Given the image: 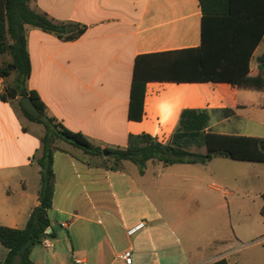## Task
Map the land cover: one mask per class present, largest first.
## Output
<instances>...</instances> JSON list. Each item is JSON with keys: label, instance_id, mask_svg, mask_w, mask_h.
Returning <instances> with one entry per match:
<instances>
[{"label": "crops", "instance_id": "obj_1", "mask_svg": "<svg viewBox=\"0 0 264 264\" xmlns=\"http://www.w3.org/2000/svg\"><path fill=\"white\" fill-rule=\"evenodd\" d=\"M31 7L56 22L87 26L86 32L74 41H65L37 27H26L31 60L28 88L39 94L50 116L102 149L125 148L131 135L143 133L167 144L172 141L185 109L211 111L207 133L215 132L216 124L229 121V110L235 106L264 108V89L237 88L227 83L155 81L147 85L142 121L129 119L136 58L201 45L203 14L198 0H32ZM259 47L251 63L252 71L257 70L256 58L264 52L257 53ZM189 84H197L195 87L202 92L192 95ZM5 87V80L0 77V225L23 229L40 205L38 160L42 156L45 128L24 116L19 98L1 99ZM240 89L259 92L260 99H253L250 93L238 99ZM54 148L55 195L49 218L55 248L47 252L41 245V250L35 247L31 264H73L76 258H85L89 264H126L122 258L125 250L132 251L134 264H208L224 258L221 255L216 260L202 261L200 248L189 241L185 243L189 236L183 238L179 229L192 217L203 216L204 208L214 205L208 194L200 197L208 182L206 177L195 178L194 187L186 188L187 180L192 178L190 167L207 169L214 160L227 158L170 166L149 161L141 173L130 161L114 170L105 159L98 160L61 140L55 141ZM113 173L120 178L119 188H127L123 201L135 203V209L123 204L124 209L121 206L117 210L126 236L134 241L114 251L99 246L98 233L109 234L102 220L88 217L109 214L100 207L105 201L103 185H111ZM212 187L218 192L222 190L216 183ZM177 189L180 195L175 203L168 196L160 199ZM89 195L97 203H86ZM157 199L161 202L157 203ZM70 202L76 205V213L69 211ZM226 203L230 205L229 201ZM175 215L177 219L172 220ZM80 220L91 225L77 226ZM64 222L68 227L62 226ZM141 222L145 227L128 236V230ZM161 224L165 227L161 228ZM7 253L0 242V264Z\"/></svg>", "mask_w": 264, "mask_h": 264}, {"label": "trees", "instance_id": "obj_2", "mask_svg": "<svg viewBox=\"0 0 264 264\" xmlns=\"http://www.w3.org/2000/svg\"><path fill=\"white\" fill-rule=\"evenodd\" d=\"M202 10V42L195 48L140 55L136 58L128 116L142 121L147 85L150 82L227 83L232 87L264 89V52L252 71L254 53L264 42V0H198ZM32 0H0V77L5 80L3 101L19 98L21 110L30 121L45 128L42 137L39 208L32 212L23 229L0 225V242L8 249L3 264H31L33 249L43 237L51 236L49 210L55 195L54 143L62 140L85 154L103 158L114 170L124 161L144 173L149 161L165 166L206 164L214 158L264 163V138L205 133L210 115L207 110L185 109L171 142L163 144L150 134L131 135L125 148L102 149L80 132L68 129L50 116L35 90H29L31 60L26 27L32 26L57 35L65 41L79 39L87 26L77 22H56L31 7ZM8 57V58H7ZM31 98L40 116L22 105ZM204 136L206 149L190 150L186 143ZM201 147V146H200ZM264 201V193L261 195ZM264 216V203L261 208ZM208 264H230L226 258Z\"/></svg>", "mask_w": 264, "mask_h": 264}, {"label": "rangeland", "instance_id": "obj_3", "mask_svg": "<svg viewBox=\"0 0 264 264\" xmlns=\"http://www.w3.org/2000/svg\"><path fill=\"white\" fill-rule=\"evenodd\" d=\"M263 50L264 42L257 53H261ZM189 86H191L189 92L192 95L202 92L198 87H195L197 84H189ZM247 91L238 90L237 98H243L250 93L253 94L251 95L253 99H260L259 92ZM262 103L264 102L262 101ZM232 109L229 110L230 120L225 124H216L213 128L215 132H235L241 135L264 137V108H238L235 106ZM195 110H207L211 118L210 110ZM186 145L188 147L204 146V136L199 137L196 141L186 143ZM128 164L133 165L130 162ZM190 168L192 178L187 180L186 188L194 187L197 180L195 178L206 177L208 182H206L205 189L200 192V197L208 194L213 198L214 205L204 208L202 210L205 211L203 216L192 217L191 220L181 226L179 235H182L183 238L187 234L189 236L188 240L185 239V243L188 244L187 241H189V244L200 248V253L203 256L202 261L213 258L216 260V257L223 255L231 264H264V216L261 214L263 200L260 196V193L264 191V163L216 159L207 169L201 166H191ZM119 182L120 178L114 176L113 173L111 185L109 186L108 183L103 185L105 201L100 209H106L109 214L104 216L102 213L99 218L88 216L90 219L102 220L109 234L105 236L103 232L98 233L99 246L111 247L112 251L124 249L134 241V238L131 239L126 236L117 210L121 206L124 209L123 204H128L127 208H130L129 206H134L135 203L129 199V201H123V198L127 197L128 191L127 188L120 189ZM213 183L221 185V192L212 187ZM132 190L133 192L129 191L134 193V187ZM223 190L227 193H224ZM179 195L180 191L177 189L165 193L160 196V199L168 196L175 203ZM158 201L161 202L157 199L156 202L158 203ZM226 201H229L230 205ZM93 202L97 203L90 195L86 197V203ZM75 206L73 202L69 203L71 213H76ZM198 209L200 213L199 206ZM204 218L207 222L202 220ZM171 219L176 220L177 216L175 215ZM80 225L89 226L91 223L80 220L77 226ZM163 227L165 226L161 224V228ZM36 248L41 250L40 245H37ZM89 259L92 260L93 256L90 255Z\"/></svg>", "mask_w": 264, "mask_h": 264}, {"label": "built area", "instance_id": "obj_4", "mask_svg": "<svg viewBox=\"0 0 264 264\" xmlns=\"http://www.w3.org/2000/svg\"><path fill=\"white\" fill-rule=\"evenodd\" d=\"M63 227H68V223H62ZM145 227V223L141 222L140 224L132 227L128 230V236H133L139 231H141ZM47 252H52L55 248V241L51 236L43 237L41 244H40ZM122 258L124 259L126 264H134V259L131 250H125L122 254ZM73 264H89L85 258H76Z\"/></svg>", "mask_w": 264, "mask_h": 264}, {"label": "water", "instance_id": "obj_5", "mask_svg": "<svg viewBox=\"0 0 264 264\" xmlns=\"http://www.w3.org/2000/svg\"><path fill=\"white\" fill-rule=\"evenodd\" d=\"M22 105L23 107L29 111L31 114L35 116H40V111L35 107L33 101L29 97H25L22 99Z\"/></svg>", "mask_w": 264, "mask_h": 264}]
</instances>
